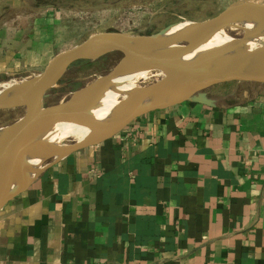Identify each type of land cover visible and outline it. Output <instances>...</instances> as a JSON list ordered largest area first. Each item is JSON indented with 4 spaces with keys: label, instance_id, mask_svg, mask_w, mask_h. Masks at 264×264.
Wrapping results in <instances>:
<instances>
[{
    "label": "crops",
    "instance_id": "1",
    "mask_svg": "<svg viewBox=\"0 0 264 264\" xmlns=\"http://www.w3.org/2000/svg\"><path fill=\"white\" fill-rule=\"evenodd\" d=\"M24 1L0 0V76L50 59L62 14ZM234 82L52 160L0 209V264H264V83Z\"/></svg>",
    "mask_w": 264,
    "mask_h": 264
},
{
    "label": "water",
    "instance_id": "2",
    "mask_svg": "<svg viewBox=\"0 0 264 264\" xmlns=\"http://www.w3.org/2000/svg\"><path fill=\"white\" fill-rule=\"evenodd\" d=\"M241 18H252L260 26L264 25V5L238 0L211 18L188 22V26L175 35L166 33L179 23L152 34L99 32L51 57L43 71L28 78L10 97L0 99V110L25 107L24 115L8 126L7 133L0 138V209L26 189L52 160L117 133L149 111L186 100L211 105L213 99L207 94V89L221 83H264V42L259 44L264 37V27H257L250 35H246L244 31V35L236 39V44L245 46L253 40L257 45L241 49L219 65L212 66L211 62L226 54L227 49L220 53L217 51L195 56L215 33L240 22ZM112 52H120L122 56L110 71L77 89L67 100L44 105L47 92L73 63L79 60H96ZM133 67L159 71L163 77L139 86L138 97L133 105L108 112L111 118L106 121L97 119L93 112L100 107L99 100L105 90L118 76ZM158 90L173 92L165 99L143 103L145 95ZM73 116L112 129L93 141L70 145L61 142L56 148L43 150L44 146L37 141V135L41 132L48 134L53 123L65 122ZM24 150L31 153L36 162L27 171L24 161L20 164L17 162Z\"/></svg>",
    "mask_w": 264,
    "mask_h": 264
},
{
    "label": "rangeland",
    "instance_id": "3",
    "mask_svg": "<svg viewBox=\"0 0 264 264\" xmlns=\"http://www.w3.org/2000/svg\"><path fill=\"white\" fill-rule=\"evenodd\" d=\"M25 7L33 13L46 5H53L62 14V21L52 37V45L47 50V57L64 52L85 41L99 32H121L131 35L152 34L176 23L200 22L211 18L238 0H25ZM24 1V2H25ZM264 5V0H249ZM29 15H31L29 13ZM244 24L235 23L222 30L225 42H237L236 39L250 34L253 29ZM263 40L259 43L260 45ZM120 52H112L96 60H79L73 63L52 87L44 99V105H52L67 100L77 89L89 84L100 75L110 71L121 58ZM44 68L34 73L23 75L0 76V85L6 82L31 78ZM160 73V74H159ZM152 74V75H151ZM159 71H151L144 80H135L136 86L153 83L163 77ZM144 82V83H143ZM228 82L213 90L241 89L246 84ZM126 86V83H122ZM0 86V88H1ZM1 91V90H0ZM120 98V97H119ZM25 113V107L0 110V128L14 124ZM65 145L75 143L69 137Z\"/></svg>",
    "mask_w": 264,
    "mask_h": 264
},
{
    "label": "bare ground",
    "instance_id": "4",
    "mask_svg": "<svg viewBox=\"0 0 264 264\" xmlns=\"http://www.w3.org/2000/svg\"><path fill=\"white\" fill-rule=\"evenodd\" d=\"M237 23H242L245 25V28L253 29V31L260 26V24L257 21L252 20V18H241L240 22ZM188 24V22L179 23L167 31L166 35H175L176 33L181 32L180 30H182L183 27H187ZM260 27H264V25H261ZM224 38L225 36L222 33V30H219L209 41L206 42L205 46L198 52V54H195V56L207 55L208 53H215L217 51L220 53L227 49L226 54L216 57L211 62V65L215 66L224 62L228 57L234 56L241 49L255 47L257 45L253 40L243 46V44H236L237 42H225ZM151 71L152 70L144 67H133L126 70L124 74L118 76L101 96L99 100L100 107L94 110V116L99 120L106 121L111 118L108 112L133 105L136 102L138 91L140 89L139 86L137 87L136 84H134L135 80L147 79L150 76ZM26 80L27 79L6 82L3 86L0 85V99L10 97ZM122 83H126V86H123ZM172 92L173 91L167 90L154 91L145 95L143 103H151L153 101L165 99L167 96H170ZM179 93H181V90H179ZM175 95H177V93ZM51 128L52 130H50L48 134L41 132L36 137L37 141L44 146L43 150L45 151L51 147H58L61 142L69 137L74 138L75 142L93 141L106 135L112 129L105 125H97L87 122L77 116H73L65 122H55L51 125ZM7 130L8 127L0 128V138L7 133ZM23 161L26 165V171L33 165V163L36 164L35 159H32V154L26 150L22 152L17 162L20 164Z\"/></svg>",
    "mask_w": 264,
    "mask_h": 264
},
{
    "label": "trees",
    "instance_id": "5",
    "mask_svg": "<svg viewBox=\"0 0 264 264\" xmlns=\"http://www.w3.org/2000/svg\"><path fill=\"white\" fill-rule=\"evenodd\" d=\"M105 56V55H104ZM103 57V56H102ZM101 58V57H100Z\"/></svg>",
    "mask_w": 264,
    "mask_h": 264
}]
</instances>
